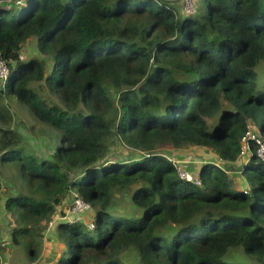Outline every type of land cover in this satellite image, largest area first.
<instances>
[{
  "label": "trees",
  "instance_id": "obj_1",
  "mask_svg": "<svg viewBox=\"0 0 264 264\" xmlns=\"http://www.w3.org/2000/svg\"><path fill=\"white\" fill-rule=\"evenodd\" d=\"M0 0V161L19 163L30 195H11V247L38 264L44 222L68 215L78 195L86 224L60 219L53 264H264V162L242 158L250 125L264 138V0ZM36 38L43 59L23 54ZM44 80L59 100L34 88ZM116 96V97H115ZM14 97L59 133L51 158L25 153L4 100ZM116 137L135 152L110 154ZM203 148L201 185L181 178L167 148ZM238 167L241 183L231 177ZM184 167V166H183ZM130 190L138 216L113 213ZM3 183L0 180V192ZM0 249V264L3 263Z\"/></svg>",
  "mask_w": 264,
  "mask_h": 264
},
{
  "label": "rangeland",
  "instance_id": "obj_2",
  "mask_svg": "<svg viewBox=\"0 0 264 264\" xmlns=\"http://www.w3.org/2000/svg\"><path fill=\"white\" fill-rule=\"evenodd\" d=\"M175 2L177 8L181 13H186V10L190 13H196L197 8L195 6V0H171ZM36 38H31L23 51L28 57H35L43 59L46 65L47 73L52 68L51 57L41 54L37 48ZM256 70L259 74V79L264 82V61L260 62ZM34 88L41 94L42 97L48 100V102L59 100L51 93L44 80L32 83ZM116 97V96H115ZM4 104L8 107L14 117L12 126L18 130L25 138L23 149L25 153L38 155L39 157L51 158L53 152L60 144L59 133L57 130L51 128L47 124L40 122L29 111L26 105L19 103L14 97H6ZM168 158L177 159L182 161L186 159L187 163L191 165L189 171L184 164V168L191 174L199 173L202 169V165L205 161H214L220 164L222 161L218 160L216 156L208 149L203 148H183L174 149L167 148L164 151ZM110 154H115L123 158H131L136 155L135 152L128 146L124 145L122 141L116 137H113L111 141ZM233 171L230 172V176L234 178L239 177L240 172L238 169L231 167ZM196 176V175H194ZM0 180L3 183V189L0 192V249L3 251V263L4 264H24L28 260L27 252L23 247L15 246L11 247V231L15 227V221L11 218L6 211L5 201L11 195H30V189L28 187L27 175L22 172L19 163L4 165L0 161ZM242 180H240L241 183ZM132 192L130 190L114 189V196L110 206V211L120 215H124L127 218L138 216V209L132 202ZM95 211L90 207L89 210L84 212L79 217L78 223H89L94 219ZM67 217H71L69 214L64 218L60 216L51 222L43 224L44 230L41 236L37 237L39 243L40 256L38 258V264H53L55 259L61 253L62 244L57 235V225L60 219L66 220ZM126 264H143L138 259L134 250L130 249L124 253Z\"/></svg>",
  "mask_w": 264,
  "mask_h": 264
},
{
  "label": "built area",
  "instance_id": "obj_3",
  "mask_svg": "<svg viewBox=\"0 0 264 264\" xmlns=\"http://www.w3.org/2000/svg\"><path fill=\"white\" fill-rule=\"evenodd\" d=\"M20 0H17L19 2ZM187 12H191L189 10H186ZM9 69L6 61L0 59V79L2 81H5L8 77ZM251 141H255L257 144L256 148V155L257 157L264 162V138L259 134L257 131V128L253 125H250L248 128L245 138L243 139V146L241 151V156L243 158H247L250 149H251ZM174 165L176 166L181 178L186 179L188 181H192L197 183L198 185H201L202 181L201 178L198 176H194L189 171H187L181 161L177 159H172ZM236 182H240L239 177H235ZM70 206L67 208V213L71 216V221L78 222L79 217L81 214L86 212L90 209V205L87 204L81 197L78 195L74 196L71 201H69Z\"/></svg>",
  "mask_w": 264,
  "mask_h": 264
},
{
  "label": "crops",
  "instance_id": "obj_4",
  "mask_svg": "<svg viewBox=\"0 0 264 264\" xmlns=\"http://www.w3.org/2000/svg\"><path fill=\"white\" fill-rule=\"evenodd\" d=\"M183 164H184V166L189 170V171H193V170H191L192 169V167H190L191 165H189L188 163H187V161H186V159H182V161H181ZM241 165V162L239 161V162H237V163H235V169H238V167ZM230 169H231V166H230ZM194 172V171H193ZM194 175H198V173H196V174H194Z\"/></svg>",
  "mask_w": 264,
  "mask_h": 264
},
{
  "label": "clouds",
  "instance_id": "obj_5",
  "mask_svg": "<svg viewBox=\"0 0 264 264\" xmlns=\"http://www.w3.org/2000/svg\"><path fill=\"white\" fill-rule=\"evenodd\" d=\"M250 154V153H249ZM243 158V157H242ZM173 161V160H172ZM214 163H216V162H214ZM217 164V163H216ZM219 165V164H218ZM198 176V175H197ZM199 177V176H198Z\"/></svg>",
  "mask_w": 264,
  "mask_h": 264
}]
</instances>
